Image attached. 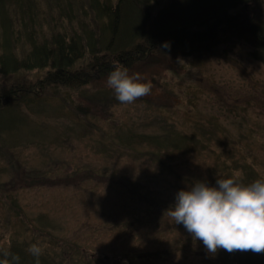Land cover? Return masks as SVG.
<instances>
[{"label": "rangeland", "instance_id": "1", "mask_svg": "<svg viewBox=\"0 0 264 264\" xmlns=\"http://www.w3.org/2000/svg\"><path fill=\"white\" fill-rule=\"evenodd\" d=\"M32 1L21 17L12 14L19 37L9 41L18 54L51 32L86 35L102 25L89 0ZM242 9L232 13L256 23L264 0ZM8 16L0 11L5 34ZM252 51L251 40L233 36L205 52L157 50L128 68L152 83L150 94L132 104L117 101L104 74L79 89L37 88L29 105L0 106V248L39 243L69 263L64 246L74 242L81 248L71 257L77 263L92 257L100 264H214L203 242L174 224L167 209L179 190L196 181L211 186L215 173L223 178V163L232 164L228 156L264 173V65ZM42 74L26 72V83ZM13 77L0 81L21 78ZM116 132L197 138L187 150L145 143L138 153L102 150L100 142L111 148L108 136ZM236 171L243 168L225 177Z\"/></svg>", "mask_w": 264, "mask_h": 264}, {"label": "trees", "instance_id": "2", "mask_svg": "<svg viewBox=\"0 0 264 264\" xmlns=\"http://www.w3.org/2000/svg\"><path fill=\"white\" fill-rule=\"evenodd\" d=\"M89 1L102 19L100 28L89 30L86 35L71 34L70 37L62 31L51 32L49 40L37 43L31 39L30 47L18 54L14 48L16 44H10L9 41L19 37L13 15L21 17V14L34 7L35 3L32 0H0V11L11 13V16L5 18L8 25L7 34L3 32L4 29H0V76L14 79V74H18L21 77L11 83L0 81L1 107L5 104L15 107L32 104L38 98H34L37 88L40 92L52 87L79 89L95 78L108 75L113 69V61H119L129 68L134 63L146 60L157 50L171 51L177 55L205 52L230 36L251 40L253 46L251 54L255 60L264 65V17L254 23L245 14L232 13L235 9H242L245 3L252 0ZM160 1L162 2L159 3ZM93 19H96L95 15ZM12 25L16 31L14 33L11 30ZM2 38L7 42L2 41ZM85 58L87 60L78 63ZM33 69L44 70L45 75L42 74L33 84L26 83L28 80L24 74ZM15 124V119H12L8 129L11 131ZM195 138H197L195 133L176 136L169 132L158 136L137 132L125 134L116 132L112 137L108 136L111 148L101 142L100 147L102 150L108 148L110 151L120 149L137 152L136 146L145 143L157 147L159 151L169 147L187 150L193 145ZM199 143L200 146L203 145L201 139ZM228 159H231L232 164L227 161L223 163L220 170L223 178H226V172L239 166L243 168L244 183L260 178L261 173L256 170L253 162L247 160L240 165L241 162L234 160L232 156H228ZM215 175L217 176L214 177L211 186H216L217 178H222L220 174L215 173ZM14 207L19 210L17 206ZM33 229L38 233L42 232L36 226ZM42 233L52 238L49 233L45 231ZM28 247L27 243H21L0 250H8L17 255L19 264H35V258L27 251ZM63 252L67 255L66 258H70L69 263H65V258L58 260L56 256H50L45 250L39 258L40 264H100L96 262L99 258H95L93 263L92 257L80 263L71 261V257L81 253L80 246L74 242H66ZM202 255L209 258L205 253ZM210 257L214 264H264V253L257 254L251 251L230 253L221 249Z\"/></svg>", "mask_w": 264, "mask_h": 264}, {"label": "clouds", "instance_id": "3", "mask_svg": "<svg viewBox=\"0 0 264 264\" xmlns=\"http://www.w3.org/2000/svg\"><path fill=\"white\" fill-rule=\"evenodd\" d=\"M106 84L117 101L125 105L152 90L151 81L142 80L138 73L130 74L119 61H113ZM243 177V172L236 171L217 178L216 186L196 181L190 188L179 190L174 204L167 209L169 218L183 225L213 255L219 249L264 253V173L250 183H244ZM27 251L35 264H40L44 248L33 243ZM0 256V264H19V257L8 250H0Z\"/></svg>", "mask_w": 264, "mask_h": 264}]
</instances>
